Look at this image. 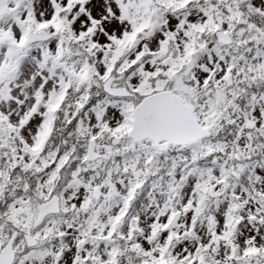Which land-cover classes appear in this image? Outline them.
<instances>
[{"label":"snow or ice","instance_id":"6c2138e0","mask_svg":"<svg viewBox=\"0 0 264 264\" xmlns=\"http://www.w3.org/2000/svg\"><path fill=\"white\" fill-rule=\"evenodd\" d=\"M0 264H264V0H0Z\"/></svg>","mask_w":264,"mask_h":264}]
</instances>
